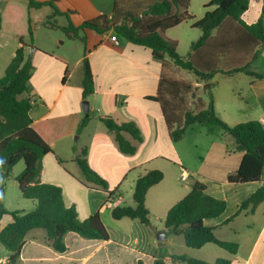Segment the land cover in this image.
Segmentation results:
<instances>
[{
    "label": "crops",
    "instance_id": "1",
    "mask_svg": "<svg viewBox=\"0 0 264 264\" xmlns=\"http://www.w3.org/2000/svg\"><path fill=\"white\" fill-rule=\"evenodd\" d=\"M34 1H52L61 13L70 12L68 17H57L58 24L65 26L69 19L75 27L99 17L112 20L116 2ZM191 3L192 0L188 12L194 20L181 24L187 25L189 32L170 39L177 42L179 55L190 54L199 69L212 73L208 82H201L190 71L177 67L168 56L158 60L150 49L131 41L118 38L119 45H115L110 40L115 34L112 29L105 33L86 29L78 33V38L70 39L57 27L46 25L52 7L35 9L29 8L27 0H0V36L19 39L15 44L8 39L0 41V78L22 41L25 60L33 65L28 84L33 123L70 115L78 116L79 120L85 117L81 107L85 100L82 87L85 60L89 65L95 86L94 93L86 99L91 119L79 135L74 132L52 143V152L43 158L41 182L61 187L65 204L76 207L80 220L98 213L109 233L108 240H88L68 233L64 238L67 250L57 252L47 242L45 230L36 229L27 234L15 264H155L159 260L164 264H184L173 260L174 255L208 263L228 259L233 264H264V202L253 213L250 209L239 212L243 202L264 187V172L258 182L230 183L228 177L239 169L244 151L222 130L209 132L204 126L193 124L181 140L171 139V131L183 124L185 112L205 108L209 94L213 95L217 115L227 125L259 121L264 126V46L256 43L240 23L227 19L204 46L191 50L202 35L192 25L207 12L198 16L191 11ZM263 4L264 0H249V7L241 16L245 25L259 21ZM29 18L32 40L28 33ZM38 24L52 41L47 47L37 43L34 25ZM50 33L61 36L52 40ZM25 37L30 38V43ZM258 50L260 53L256 55ZM242 68L245 71L228 73ZM187 86L205 89L198 96L200 108L194 106L192 93H186ZM184 101L190 106L185 107ZM99 116H111L118 124L131 122L137 126L141 141L124 134L135 147L134 154L120 151L114 134L100 122ZM85 147L89 165L115 194L111 202L108 193L99 187L82 184L83 176L75 157ZM154 170L161 171L163 179L146 194L151 225L129 218L114 220L112 209L118 205L133 206L137 179ZM196 183L205 185L208 195L226 202L224 214L207 225L213 228L218 240L238 244L235 255L212 243L200 249L189 248L182 234H173L165 227L169 210ZM83 195L86 200L81 198ZM7 216L1 221L0 230L12 221L2 226ZM9 257L10 253L0 246V261H5L0 264H10Z\"/></svg>",
    "mask_w": 264,
    "mask_h": 264
},
{
    "label": "trees",
    "instance_id": "2",
    "mask_svg": "<svg viewBox=\"0 0 264 264\" xmlns=\"http://www.w3.org/2000/svg\"><path fill=\"white\" fill-rule=\"evenodd\" d=\"M27 1L29 8L52 7L53 12L48 16L46 25L57 27L70 39L78 38V33L86 29L97 33H105L112 29L118 38L150 49L158 60L168 56L177 67L190 71L201 82H208L212 78V73L204 72L195 65L190 54L179 55L177 42L165 36L167 30L194 20V16L188 12L191 0H116L112 20L99 17L86 21L78 27H75L69 19L65 26H59L57 17H68L70 12L61 13L54 6V2ZM212 7H215L213 11H207L201 20L192 25L193 28L200 29L202 35L191 45V50L204 46L213 31L227 19L240 23L256 43L264 46V4L259 21L252 26L245 25L241 20V16L249 7V0H210L204 8ZM1 22L0 15V30ZM28 24V33L32 40L30 18ZM259 53L260 50L256 55ZM243 71H245L243 68L234 69L228 73ZM32 72L33 65L30 60H25L24 44L21 41V47L17 49L4 76L0 78V168L3 170V177L8 178L13 168L24 161V170L16 177V181L22 197L35 201L36 206L28 213L10 212L0 195V225L4 216L10 215L12 219L0 230V243L10 253V264L18 261L27 234L36 229L45 230L47 242L57 252L67 250L64 238L68 233H76L88 240L109 239V233L98 213L80 220L76 207L65 204L61 187L41 182L43 158L52 152V143L69 137L74 132L79 135L89 123L91 115L82 120L76 115H70L33 123L30 117L33 103L28 88ZM67 75L68 70L65 79ZM82 87L83 98L86 100L95 91L93 75L86 60ZM208 100L207 106L200 111L185 112L183 124L171 131V139L174 142L181 140L187 128L193 124L204 126L209 132L222 130L244 151L239 169L228 177V181L235 184L260 181L264 172L263 124L259 121H250L231 127L217 115L212 94L208 95ZM98 119L109 132L114 134L121 152L130 155L136 152L135 147L124 137L127 133L135 140H142L141 132L134 123L118 124L111 116H99ZM87 154L88 150L85 147L75 157V162L83 176L82 184L90 183L99 187L108 193V202H111L115 194L108 190L107 181L91 168ZM162 179L163 173L158 170L150 171L138 178L133 192L134 205L115 206L111 211L112 218L116 221L129 218L150 226L149 211L145 205L146 194ZM3 191L1 187L0 194ZM205 191V185L196 183L191 192L169 210L165 227L173 234H182L189 248L200 249L212 243L235 255L239 249L238 244L218 240L213 228L207 225L208 222L215 221L224 214L227 204ZM262 202H264V187L259 188L243 202L239 212L250 209L253 213ZM172 259L184 264H233L228 259H218L214 263H208L185 255H174ZM155 264L164 263L159 260Z\"/></svg>",
    "mask_w": 264,
    "mask_h": 264
},
{
    "label": "rangeland",
    "instance_id": "3",
    "mask_svg": "<svg viewBox=\"0 0 264 264\" xmlns=\"http://www.w3.org/2000/svg\"><path fill=\"white\" fill-rule=\"evenodd\" d=\"M210 0H192L191 3V11L194 12L195 14H197L198 16H201V13L203 11H211L212 8L210 9H205L204 6L206 5V3H208ZM188 22V21H187ZM189 27H187V25H180L178 28H175L171 31H168L166 35V38L170 39L173 37H176L182 33H187L189 32ZM34 31L36 32L37 35V43H40L41 45H45V47L48 46V44H50L52 41L51 39H49L47 37V31H44L41 26L38 25H34ZM52 35L51 38L52 40L56 37L59 36L60 33H50ZM61 36V35H60ZM9 40L12 44L18 43V38L16 37H12V36H0V41L1 40ZM25 41L27 43H30V38L29 37H25ZM182 47V45H181ZM33 48V46L31 47ZM182 49V48H181ZM187 90L186 93H192V98L194 99V106L197 108V102H199V95L201 93L205 92V89L202 87L196 88L195 90H193V88H191L190 86H187ZM183 104L185 105V107H187V105L190 106L189 102L184 101ZM195 112V111H194ZM78 141L75 140V144ZM78 144H82L81 141H79ZM69 167H71V164H68ZM25 164L24 161L19 162L12 170L10 176L8 178L3 177V170L0 168V188L2 187L4 189V191L0 194L5 202V206L8 209V211L12 212V211H21L24 213H28L31 212L35 206H36V202L33 200H28V199H24L19 191V187H18V183L16 181V177L24 170ZM82 199L86 200L87 198L85 197V195H83V197H81ZM11 220V216L8 215L4 221L2 222V226L6 225V223H8ZM0 246L1 243H0Z\"/></svg>",
    "mask_w": 264,
    "mask_h": 264
},
{
    "label": "water",
    "instance_id": "4",
    "mask_svg": "<svg viewBox=\"0 0 264 264\" xmlns=\"http://www.w3.org/2000/svg\"><path fill=\"white\" fill-rule=\"evenodd\" d=\"M81 107H82V110H83V113L85 115V117H88L90 115V104H89V101L87 100H84L81 104Z\"/></svg>",
    "mask_w": 264,
    "mask_h": 264
},
{
    "label": "built area",
    "instance_id": "5",
    "mask_svg": "<svg viewBox=\"0 0 264 264\" xmlns=\"http://www.w3.org/2000/svg\"><path fill=\"white\" fill-rule=\"evenodd\" d=\"M111 42L114 43L115 45H119V39L118 37L115 35V34H112L111 35V38H110ZM0 263H5V261H0Z\"/></svg>",
    "mask_w": 264,
    "mask_h": 264
}]
</instances>
